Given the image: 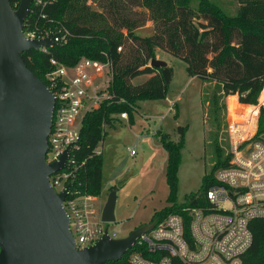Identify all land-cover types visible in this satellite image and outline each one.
I'll return each mask as SVG.
<instances>
[{
	"label": "trees",
	"instance_id": "obj_1",
	"mask_svg": "<svg viewBox=\"0 0 264 264\" xmlns=\"http://www.w3.org/2000/svg\"><path fill=\"white\" fill-rule=\"evenodd\" d=\"M15 1L10 0L11 5ZM236 1L238 7L233 15L226 13L215 0H57L42 9L45 18H41L39 11L36 13L39 24L67 32L68 38L66 43L50 46L47 51L21 53L26 66L42 81L46 82L51 58L71 65L84 55L107 61L111 69L108 98L82 120L77 159L86 162L74 185L80 184L81 189L100 194L103 160L95 149L103 141L106 127H112L117 120L113 114L123 109L131 114L139 101L166 97L173 68L168 64L159 68L150 66L157 50L183 60L188 76L216 81L220 87L219 93L212 96L216 118L220 98L227 96L229 109L241 110L243 119L246 117L251 123L254 107H239L236 96L239 103H256L263 89L264 0ZM148 21L153 25L152 34L136 35L135 30ZM140 75L147 78L134 83V78ZM186 129L187 126L177 127L176 142L166 134H156L167 152L168 205L156 211L150 223L181 212L187 206H203L205 191L215 182V170L229 162L230 153L222 154L217 134L213 137L216 160L204 174L201 188L189 195L185 206L177 205L175 193ZM257 131H264V116L258 120ZM250 228L252 244L243 255L242 264H264V219L251 221ZM130 251L120 260L105 264H131ZM148 253L144 251L145 255Z\"/></svg>",
	"mask_w": 264,
	"mask_h": 264
},
{
	"label": "built area",
	"instance_id": "obj_2",
	"mask_svg": "<svg viewBox=\"0 0 264 264\" xmlns=\"http://www.w3.org/2000/svg\"><path fill=\"white\" fill-rule=\"evenodd\" d=\"M55 1H32L23 28L27 39L50 36L55 44L67 42V32L39 24L35 18L38 11L45 18L42 9ZM19 2L16 0L12 7L17 8ZM28 17L33 21H27ZM94 63L108 66L111 79L107 61L82 55L71 65L51 58L45 82L55 99L46 162L59 161L67 150L64 167L52 172L48 180L57 193L70 184L62 206L69 217L76 249L94 244L105 232L110 238H118L101 220L104 203L99 201L100 194L74 185L86 162L77 159L82 120L108 98L110 80L106 82L103 73L102 84L93 85L88 69ZM119 118L127 119V111L120 112ZM128 152L131 156L136 154L132 148ZM95 153L102 154L97 148ZM229 153L228 164L215 170V182L205 191V204L184 207L181 212L152 222L130 249L131 264H242L243 255L252 244L250 222L264 219V131L258 132L256 126L250 132L234 128ZM144 251L149 253L145 255Z\"/></svg>",
	"mask_w": 264,
	"mask_h": 264
},
{
	"label": "water",
	"instance_id": "obj_3",
	"mask_svg": "<svg viewBox=\"0 0 264 264\" xmlns=\"http://www.w3.org/2000/svg\"><path fill=\"white\" fill-rule=\"evenodd\" d=\"M33 0H0V264H105L118 261L151 228L141 224L128 235L105 232L94 244L76 249L62 202L48 176L64 167L45 160L54 95L25 64L21 53L55 45L50 36L27 39L25 19ZM151 67L167 62L152 58ZM116 191L104 202L101 220L115 221Z\"/></svg>",
	"mask_w": 264,
	"mask_h": 264
},
{
	"label": "rangeland",
	"instance_id": "obj_4",
	"mask_svg": "<svg viewBox=\"0 0 264 264\" xmlns=\"http://www.w3.org/2000/svg\"><path fill=\"white\" fill-rule=\"evenodd\" d=\"M224 11L230 15L236 13V0H215ZM138 36H150L153 25L148 21L144 26L136 29ZM155 58L162 59L173 68L167 97L168 101L160 100L161 104L176 102L177 116H174L172 106L153 101H139L132 110L133 123L118 117L120 112L113 114L116 121L112 127L105 129L104 139L98 144L97 150L102 152V176L99 201L104 203L111 190L116 191L115 221L107 223L110 232H116L117 237H124L138 225L148 222L156 211H160L167 204L168 185L165 178L166 150L155 137L148 136L141 144L142 136L139 132L144 125V114L150 116L147 128L160 129L169 135L172 141L179 140L178 126H188L181 148V160L178 170V181L175 199L177 205L185 204L191 193L201 188L204 174L211 169L215 155L213 137L218 134L222 154L230 152V141L234 128L250 132L258 125L261 107H264V85L257 97V102L243 104L254 107V114L249 116L251 123L243 119L241 110L229 109V98L222 97L217 118L212 111V96L218 94L220 87L216 81H203L197 77L189 78L186 64L183 60L173 57L161 50L156 51ZM93 78V85L102 84V73L106 82L110 80L108 66L94 63L88 69ZM147 75L134 78V83L144 81ZM107 85V84H106ZM88 93H91L90 89ZM104 90L101 92L103 95ZM158 102V103H159ZM91 103L90 101L88 104ZM128 113V111H127ZM240 118H242L240 120ZM154 121V123H153ZM219 126H218V125ZM135 149L131 156L128 149ZM185 206V205H183Z\"/></svg>",
	"mask_w": 264,
	"mask_h": 264
},
{
	"label": "crops",
	"instance_id": "obj_5",
	"mask_svg": "<svg viewBox=\"0 0 264 264\" xmlns=\"http://www.w3.org/2000/svg\"><path fill=\"white\" fill-rule=\"evenodd\" d=\"M135 31H137V30H135ZM189 78H193V77H190L189 76ZM169 88V87H168ZM167 92H168V90H167ZM168 99V97H167V94H166V97L165 98H163V99H159V100H148V101H153V102H156L155 104H159V105H161V107L162 108H165V107H163L164 105H167L166 103L165 104H161V102H159L160 100H163V101H168L167 100ZM143 101H146V100H143ZM159 102V103H158ZM172 106V108L174 109V116H177V110H176V102H175V100L174 101H171L170 103H169V106L167 105V107H166V109L167 110H170V107ZM133 110H135V106L133 107ZM118 117H119V115H118ZM143 117H144V119H145V122H143L144 123V125L143 126H141L142 128H141V131L139 132V134L142 136V135H145L144 137L142 136V139H141V144L143 143V141L145 140V139H148L147 137L148 136H153V137H155L156 139H158L159 141H160V139L158 138V137H156V134L157 133H161V134H166L167 136H168V138H169V135L167 134V133H163L160 129H155V130H152V129H150V128H147V125L149 124L148 123V121H147V119L146 118H150V119H152L150 116H148V115H146V114H144L143 115ZM122 120H128L129 122H131V123H133L134 121H133V115H132V113L131 114H129L128 113V118L127 119H122ZM153 123H154V121H153ZM149 126V125H148ZM188 127V126H187ZM186 131H187V129H186ZM186 131H185V133H186ZM184 137H185V134H184ZM171 140V139H170ZM161 142V141H160ZM176 142V141H175ZM163 147V146H162ZM166 162H167V152H166ZM166 162H165V167H166ZM150 221V220H149ZM145 222V223H150V222ZM145 223H143V224H145ZM140 225H141V223H140ZM139 226V225H138Z\"/></svg>",
	"mask_w": 264,
	"mask_h": 264
}]
</instances>
